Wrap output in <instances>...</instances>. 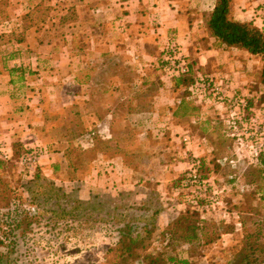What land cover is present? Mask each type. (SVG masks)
Here are the masks:
<instances>
[{
	"label": "rangeland",
	"instance_id": "1",
	"mask_svg": "<svg viewBox=\"0 0 264 264\" xmlns=\"http://www.w3.org/2000/svg\"><path fill=\"white\" fill-rule=\"evenodd\" d=\"M92 2L96 0H7L4 7L8 19L0 20V34L28 26L25 42L31 37L39 45L47 43L52 48L50 54L57 59L27 74L28 88L39 91L33 100L39 102L42 120L35 122L32 118V138L21 148L15 145L11 159H0V264H110L119 230L125 223L118 216L132 212L143 202L151 210L172 216L198 209L202 218L215 224L219 237L190 250L186 245L172 250L164 247L167 241L157 233L154 249L166 250L168 255L186 259L189 264H264V188L261 195H251L253 182L260 185L261 175L256 171L248 140L229 135L225 120L228 113L226 107H221L224 118L219 117V122L226 130L220 131L214 141L216 155L204 161L191 156L186 165L185 156L170 146L163 132L167 121L161 120L173 110L172 96L183 94L184 89L175 88V80L164 75L163 54L157 61L145 60L147 65L137 66L132 60L134 51L121 48L113 37L112 44H107L111 51H91L88 34L100 31L87 10ZM26 14L28 18L22 19ZM102 45L96 44L98 50L104 48ZM3 50L9 53L6 47ZM71 53L79 58L77 79L86 87L73 89L70 80H65L66 84L61 83L63 89L61 85L56 88L59 78L64 77V68L76 64ZM195 75L192 68V78ZM255 75L251 77V89L257 80ZM72 90L84 91L73 105ZM235 94L251 100L250 94L243 95L239 90ZM197 104L214 107L208 100ZM255 105L260 106L258 102ZM137 113L145 115L134 118ZM76 123L82 131L74 127ZM32 148L46 152L35 169L39 172L35 179L36 171L29 173L18 161L22 150ZM120 152L140 170L120 174L115 165L113 170L108 167L105 157L102 160L106 162L92 165L96 154L107 158L111 154L114 159ZM63 158L82 160L76 181L69 179ZM216 158H223L225 164L217 163ZM227 159L236 165H227ZM197 161L203 162L202 178L209 184L202 197L187 177ZM181 162L186 164L173 177V165L180 166ZM219 163L221 168L217 169L215 164ZM234 174L236 181L230 184L227 180ZM146 175L151 177L146 181L150 183L147 190L129 181L133 176L144 180ZM50 185L54 191L64 189L87 206L70 210L66 219L52 220L51 210L59 209L51 199L54 194ZM249 246L257 249L251 252Z\"/></svg>",
	"mask_w": 264,
	"mask_h": 264
},
{
	"label": "crops",
	"instance_id": "2",
	"mask_svg": "<svg viewBox=\"0 0 264 264\" xmlns=\"http://www.w3.org/2000/svg\"><path fill=\"white\" fill-rule=\"evenodd\" d=\"M263 2L264 0H230V17L238 22H250L254 10ZM214 3L215 0H96L87 10L94 17L96 30L100 31L88 34V39H91V45L88 46L98 54L111 51L107 44H112L113 37L114 42L122 44L121 48L133 50L132 60L137 66H143L147 65L143 61H157L168 44L176 43L183 58L196 73L209 74L218 80L228 79L229 88L252 97L251 77L260 70L261 61L243 50L225 49L210 36L204 16L213 9ZM101 42L104 48L98 50L96 44ZM5 47L9 49V53L3 50ZM51 49L47 43L39 45L33 42L31 37H26L25 43H9L0 47V144L5 145L6 149L11 150L14 143L25 144L29 141L32 138L29 129L32 128V118L35 122L42 120L39 102L33 100L38 98L35 95L39 91L33 92L28 88L30 80L27 79V74L30 70L40 71V65L53 63L57 59L50 54ZM72 55L71 53L70 56L75 59L71 60L76 61V64L64 68V77L59 78L56 88L61 85L63 89L65 80H70L73 89L85 86L83 81L77 79L79 58ZM65 69L70 72L67 73ZM164 75L170 79L166 73ZM72 92L71 105L76 103L79 93L84 91ZM172 101V112L164 116V119L161 118L162 121H167L163 123L166 126L163 132L168 135L170 146L178 150L181 156L184 155L187 163L173 165L176 172L172 176L175 177L178 175L177 170L188 165V158L191 156L204 161L216 155L214 141L226 127L219 122V117L224 118L220 106H200L186 100L181 94L172 96ZM143 115L145 113H137L134 118ZM221 159L216 160L217 163L225 164ZM232 163L236 165L230 159L228 164ZM108 167L113 170V167ZM116 168L120 174L131 172L120 166ZM133 178L134 176L129 181L134 182L137 188L149 189L150 185L146 182L151 179L149 175L144 176V180ZM125 183L124 180L123 184ZM173 217L175 216L166 214L165 211L161 213L160 227L166 226Z\"/></svg>",
	"mask_w": 264,
	"mask_h": 264
},
{
	"label": "trees",
	"instance_id": "3",
	"mask_svg": "<svg viewBox=\"0 0 264 264\" xmlns=\"http://www.w3.org/2000/svg\"><path fill=\"white\" fill-rule=\"evenodd\" d=\"M5 6H7V0H0V20L8 19V16L4 12ZM28 16L29 14H26L22 19H27ZM204 22L210 36L215 39L216 43L223 46L225 49L234 48L243 50L249 55L260 59L261 68L255 75L257 80L254 82L251 100H247V102L250 106L257 102L259 104H264V32L262 29L254 26L251 21L238 22L233 20L230 17V0H215L213 9L205 14ZM26 28H28V26L24 25L18 32L12 30L6 35L0 34V45L24 43V31ZM174 80L175 88L181 87L184 89V93L181 94L182 97H185L186 100L192 102L189 88L193 84L194 78H192L191 72L187 76H179L174 78ZM141 111H144V109L142 108ZM78 113L79 112L76 111L74 114L76 120L79 122L80 118ZM74 127L79 131H82L80 123H76ZM90 135L93 136L94 134L91 133ZM15 145L20 148L22 147L21 144H13L11 152H13ZM22 151V153H25L28 150ZM97 154L99 153L97 152ZM97 154L91 159L92 165H97L98 162H101L102 157H105L107 159V165L113 168L114 165L120 166L121 169H127L131 172L138 171L140 168L132 165L131 162H128L121 152L120 155L114 159H112L111 156L113 155L111 154L108 158L103 155L97 156ZM63 159L67 164L69 179L71 181H76V173L80 166L83 167L82 160H74L72 162L69 158ZM217 159L218 158H216V160ZM254 160L257 165L255 166L256 171L261 175V183L259 185L253 182L254 190H252L253 192L251 195H261V191L264 188V153H260ZM104 161L105 160H102V162ZM229 161L230 159L226 160L227 165ZM203 166V162L199 163V161H197L196 169L201 177H204L203 175H205ZM215 166L217 169L221 168L220 164H215ZM38 175L39 172L36 171L33 179L37 178ZM236 177L237 176L234 174L232 178L227 181L232 184L236 181ZM50 187L52 194H54V197H51V199L59 209L58 211H55L54 209L51 210L50 213L52 220L66 219L70 217L69 215L71 214V211L74 212L87 206V203L84 201L71 198L64 189H56V191H54L52 185H50ZM58 191L61 192L60 195L57 193ZM160 216L161 211L156 209L151 210L147 207L146 202H143L138 208H134L132 212L119 215V221L125 223L123 228H120L119 230V237L112 250V256H114V258L111 260L110 264H189V261L186 259H179L176 256L168 255L166 250H162L161 248L154 249L152 247L153 239L157 233L167 241V244L164 247L172 248V250L178 245H186L190 250L197 246H201L203 243H213L219 238L216 234L215 224L202 218L198 209L185 210L178 213L175 217L169 220L162 230H159ZM210 227H212V230L209 232ZM227 232L228 231H224L223 233ZM1 244L0 241V245ZM249 248L251 249V252L257 249L250 246Z\"/></svg>",
	"mask_w": 264,
	"mask_h": 264
},
{
	"label": "built area",
	"instance_id": "4",
	"mask_svg": "<svg viewBox=\"0 0 264 264\" xmlns=\"http://www.w3.org/2000/svg\"><path fill=\"white\" fill-rule=\"evenodd\" d=\"M251 21L253 25L255 24L254 26L264 32V2L254 10ZM162 54L164 58L162 68L170 79L187 76L192 72L190 64L183 58L176 43L168 44ZM229 86L228 79L218 80L209 74L196 73L193 84L189 88L190 98L193 103L208 100L214 106L226 107L228 113L226 127L229 135L248 140L251 157L255 159L260 153H264V104H260L259 107L255 104L250 106L246 99L238 97L235 92L232 93ZM43 154H46L43 150L28 149L18 158L19 164L29 173H33ZM11 157V150L1 145L0 159L9 160ZM192 165L195 167L197 162H193ZM194 167L187 174L188 182L194 191H197L199 197L206 196L209 187L208 181L202 178Z\"/></svg>",
	"mask_w": 264,
	"mask_h": 264
}]
</instances>
